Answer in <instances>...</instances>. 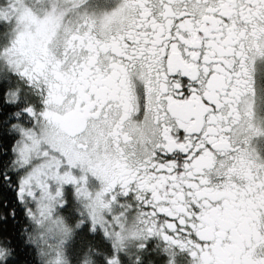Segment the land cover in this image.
Returning a JSON list of instances; mask_svg holds the SVG:
<instances>
[{
  "label": "snow or ice",
  "instance_id": "1",
  "mask_svg": "<svg viewBox=\"0 0 264 264\" xmlns=\"http://www.w3.org/2000/svg\"><path fill=\"white\" fill-rule=\"evenodd\" d=\"M264 0H0V264H264Z\"/></svg>",
  "mask_w": 264,
  "mask_h": 264
},
{
  "label": "flooded vegetation",
  "instance_id": "2",
  "mask_svg": "<svg viewBox=\"0 0 264 264\" xmlns=\"http://www.w3.org/2000/svg\"><path fill=\"white\" fill-rule=\"evenodd\" d=\"M258 143H259L262 147H264V138H260V139L258 140Z\"/></svg>",
  "mask_w": 264,
  "mask_h": 264
}]
</instances>
